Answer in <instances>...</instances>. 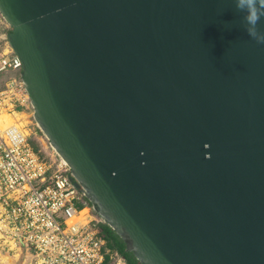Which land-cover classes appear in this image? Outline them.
I'll return each mask as SVG.
<instances>
[{"label":"water","instance_id":"1","mask_svg":"<svg viewBox=\"0 0 264 264\" xmlns=\"http://www.w3.org/2000/svg\"><path fill=\"white\" fill-rule=\"evenodd\" d=\"M256 10L251 25L241 0H0L37 125L141 264H264Z\"/></svg>","mask_w":264,"mask_h":264},{"label":"built area","instance_id":"2","mask_svg":"<svg viewBox=\"0 0 264 264\" xmlns=\"http://www.w3.org/2000/svg\"><path fill=\"white\" fill-rule=\"evenodd\" d=\"M10 30L0 14V264H127L69 165L33 143L35 113Z\"/></svg>","mask_w":264,"mask_h":264},{"label":"trees","instance_id":"3","mask_svg":"<svg viewBox=\"0 0 264 264\" xmlns=\"http://www.w3.org/2000/svg\"><path fill=\"white\" fill-rule=\"evenodd\" d=\"M103 236L107 240L108 247L117 251L127 262V264H141L133 253L127 251L126 244L107 224L103 225Z\"/></svg>","mask_w":264,"mask_h":264},{"label":"clouds","instance_id":"4","mask_svg":"<svg viewBox=\"0 0 264 264\" xmlns=\"http://www.w3.org/2000/svg\"><path fill=\"white\" fill-rule=\"evenodd\" d=\"M241 3H245L247 5V10L249 12V15L247 17L248 22L251 25H255L258 21L260 16L257 14V4L259 3V7L264 8V0H241ZM261 15H264V13H261ZM250 35L255 37V32L251 31L249 32ZM258 42H264V37H257Z\"/></svg>","mask_w":264,"mask_h":264},{"label":"rangeland","instance_id":"5","mask_svg":"<svg viewBox=\"0 0 264 264\" xmlns=\"http://www.w3.org/2000/svg\"><path fill=\"white\" fill-rule=\"evenodd\" d=\"M10 32H11V30L9 31L8 35L10 34ZM32 121H33V124H34L33 128H34V131H35V134L33 136V143L35 144L36 148L38 150H40L42 154L52 153L53 152V148L51 147L50 142L45 137L43 132L36 127L34 118L32 119Z\"/></svg>","mask_w":264,"mask_h":264}]
</instances>
